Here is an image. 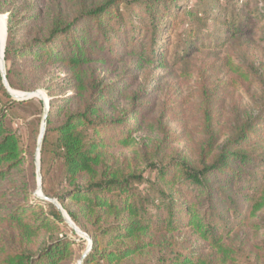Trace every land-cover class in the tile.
<instances>
[{
    "label": "trees",
    "instance_id": "obj_1",
    "mask_svg": "<svg viewBox=\"0 0 264 264\" xmlns=\"http://www.w3.org/2000/svg\"><path fill=\"white\" fill-rule=\"evenodd\" d=\"M178 1L80 0L77 11L54 13L20 48L21 22L9 10L10 0H0V12L9 14L5 48L9 87L34 93L38 69L60 65L74 90L59 108L52 105L47 118L41 150L43 198L34 196L39 188L34 158L28 159L29 181L26 153L7 123L9 104L0 97V182L14 170L19 172L15 189L20 197L0 201V224L13 243L9 249L0 241V264L69 262L75 246L82 244L56 235L59 224L68 223L58 205L93 239L83 264H264L260 261L264 256L246 252L240 235L246 226L264 228V141H257V122L239 127L218 147L210 143L196 157L171 151L167 131L144 167L134 157L121 156L149 115L143 104L137 105L139 97L132 96L126 77L108 83L100 69L125 60L135 70L155 62L165 68L167 52L160 53L159 39L173 25L171 11H180ZM247 1L206 0L205 5L197 0L193 8L182 9L194 21L180 33L179 54L193 51L209 20H218L223 5ZM239 28L231 37L243 34L244 28ZM28 60L37 67L27 65ZM1 92L11 99L3 82ZM119 97L131 101L124 113ZM56 164L62 177L53 189L49 170ZM5 197L0 190V199ZM184 233L201 243L200 249L188 247Z\"/></svg>",
    "mask_w": 264,
    "mask_h": 264
},
{
    "label": "rangeland",
    "instance_id": "obj_2",
    "mask_svg": "<svg viewBox=\"0 0 264 264\" xmlns=\"http://www.w3.org/2000/svg\"><path fill=\"white\" fill-rule=\"evenodd\" d=\"M196 3L197 0H181L178 1L180 11H171L173 25L159 39V44L163 46L160 53L167 52L168 62L165 68L155 62L150 66L145 65L141 70H135L132 69V62L125 60L110 68L100 69L108 83H117L126 77L132 83V96L139 97L137 105L143 104L142 107L148 111L149 122L143 123L141 130L132 136L134 143L122 151L121 155L127 159H138L143 167L145 164L142 163L151 157L157 142L162 139L163 131L171 134V151L192 157H196L210 143L214 142V147L220 146L227 135L235 133L239 127L250 122L258 123V143L262 144L264 141V0L223 5L219 15H216L218 20H209L207 30L196 41V47L188 56L183 57L179 54L182 53L180 33L184 31L187 23H193L194 20L185 17L181 10L188 5L193 8ZM204 4L206 5V0ZM79 6L80 0H10L9 10L21 22L17 35L19 47L28 45L39 29L46 26L51 15L58 11L73 14ZM33 15L39 16V19L31 20ZM0 16L4 17L5 20H2L6 23L9 14L0 12ZM239 27L244 28L243 34L231 37L232 33H237ZM1 52L0 45V55ZM1 62L5 72L7 69L5 58L2 60L0 57V84L3 82ZM27 65L37 67L32 60H28ZM37 76L40 80L36 91L42 93V99L36 96L30 100L19 101L10 93L11 99L0 93L4 105L9 104L7 123L18 133L26 153L25 170L28 172L29 181L32 177L28 170V159L31 157L34 158L38 178L36 162L38 150H42L43 145L39 144V138L45 111L47 108L51 110L52 105L59 108L65 98L74 93L70 75L60 65H47L41 70L38 69ZM10 90L15 96L24 93ZM118 104L122 113L131 107V101L121 97L118 98ZM53 118L59 123L58 116L54 114ZM49 173L50 185L55 189L62 177L60 165L50 167ZM18 175L19 172L14 170L0 182V190L6 196L0 201L8 203L20 199L15 189ZM38 190L34 195L36 198H39ZM185 233L181 236L182 239H185ZM8 235L0 224V241H5L6 246L11 249L13 243ZM56 235H64L82 244L75 246L74 256L67 264H80L82 257L88 252L87 255L90 254V239L93 241L90 235L82 237L68 223L67 226L59 224V233ZM240 235L246 243V252L251 256H264V228L257 230L246 226ZM186 240L188 247L200 249L202 246L194 238L189 239L186 236ZM252 260L255 258L252 257ZM260 261L263 263L264 257H260Z\"/></svg>",
    "mask_w": 264,
    "mask_h": 264
},
{
    "label": "water",
    "instance_id": "obj_3",
    "mask_svg": "<svg viewBox=\"0 0 264 264\" xmlns=\"http://www.w3.org/2000/svg\"><path fill=\"white\" fill-rule=\"evenodd\" d=\"M7 20H8V16L6 17V36L8 34V24H7ZM7 41V39H6ZM5 48H6V42H5V46H4V49L3 51L1 52V55L0 57L2 58V60H4L5 58ZM1 75H2V79H3V84L5 85V87L8 89V92L17 100L19 101H24V100H30L32 99L33 97H39L41 98L42 96V93L40 91H36L34 93H23V95H18V96H15L11 93V88L9 87V84H8V81H7V77H6V72L4 70V65H3V62L1 63ZM42 99V98H41ZM49 110L50 108H47V110L45 111V114H44V118H43V126H42V130H41V134H40V138H39V144L42 143L43 141V138H44V135H45V132H46V125H47V118H48V114H49ZM40 150L41 148L38 150V159H37V169L39 170L38 171V186H39V190H38V193L37 195L41 198H43V193H42V188H41V184H42V179H41V175H40ZM54 202L56 205L57 202L56 201H52ZM58 207L60 208V210L63 212V215L65 216L67 222L70 224V226L79 234L81 235L82 237H88L87 234L83 233L73 222L72 220L70 219V217L62 210V208L58 205ZM90 242H91V246H90V250L92 249V240L90 239ZM89 250V251H90ZM89 253V252H88ZM87 253V254H88ZM87 254H85L83 257H82V260H81V263L83 262V260L86 258ZM80 263V264H81Z\"/></svg>",
    "mask_w": 264,
    "mask_h": 264
},
{
    "label": "bare ground",
    "instance_id": "obj_4",
    "mask_svg": "<svg viewBox=\"0 0 264 264\" xmlns=\"http://www.w3.org/2000/svg\"><path fill=\"white\" fill-rule=\"evenodd\" d=\"M2 18L4 19V17L0 16V45H1V48L3 51L7 36H6V23L3 22ZM11 93H12V91H11ZM20 95H23V94H20Z\"/></svg>",
    "mask_w": 264,
    "mask_h": 264
},
{
    "label": "built area",
    "instance_id": "obj_5",
    "mask_svg": "<svg viewBox=\"0 0 264 264\" xmlns=\"http://www.w3.org/2000/svg\"><path fill=\"white\" fill-rule=\"evenodd\" d=\"M2 63V62H1Z\"/></svg>",
    "mask_w": 264,
    "mask_h": 264
}]
</instances>
